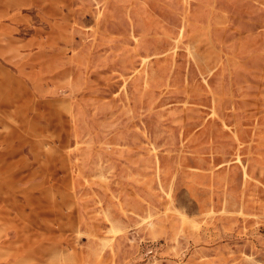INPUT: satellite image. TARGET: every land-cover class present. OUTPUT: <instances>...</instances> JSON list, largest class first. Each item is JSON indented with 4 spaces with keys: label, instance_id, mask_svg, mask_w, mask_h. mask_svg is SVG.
Instances as JSON below:
<instances>
[{
    "label": "rangeland",
    "instance_id": "374dc122",
    "mask_svg": "<svg viewBox=\"0 0 264 264\" xmlns=\"http://www.w3.org/2000/svg\"><path fill=\"white\" fill-rule=\"evenodd\" d=\"M0 90L25 264H264V0H0Z\"/></svg>",
    "mask_w": 264,
    "mask_h": 264
},
{
    "label": "crops",
    "instance_id": "0c3cea01",
    "mask_svg": "<svg viewBox=\"0 0 264 264\" xmlns=\"http://www.w3.org/2000/svg\"><path fill=\"white\" fill-rule=\"evenodd\" d=\"M7 102V98L0 96V114L5 117L4 119L0 117V145L2 146L9 145L8 137L10 135V137L20 138L27 131L25 130V121H13V125H10L6 120ZM0 196V264H25L21 253V244L27 241L25 236L26 224L20 218L21 215L10 210L13 205L8 203L9 197L2 193H0Z\"/></svg>",
    "mask_w": 264,
    "mask_h": 264
},
{
    "label": "bare ground",
    "instance_id": "6f19581e",
    "mask_svg": "<svg viewBox=\"0 0 264 264\" xmlns=\"http://www.w3.org/2000/svg\"><path fill=\"white\" fill-rule=\"evenodd\" d=\"M3 119H4V118H3ZM6 135H7V134H6ZM6 135H5V136H6ZM10 136H11V135H10ZM10 136H9V137L7 136V137L10 139ZM0 137H1V136H0ZM8 138H7V139H8ZM3 140H4V139H3ZM4 141H5V140H4ZM2 143H3V141H2ZM8 143L11 144L12 142H8ZM10 144H9V145H10ZM1 146H2V145H1ZM4 147H6V144H5ZM4 149H5V148H4ZM6 149H7V147H6ZM7 171H8V167H7ZM7 174H9V173H7ZM3 176H4V175H3ZM4 179H5V178H4ZM10 181H11V180H10ZM0 184H1V183H0ZM2 184L7 185V184H5L4 182H2ZM0 188H1V186H0ZM7 188H8V186H7ZM8 189H9V188H8ZM0 193H2V192H0ZM7 193H8V192H7ZM7 193H3V194H6L5 196H7ZM0 197H1V196H0ZM34 197H35V196H34Z\"/></svg>",
    "mask_w": 264,
    "mask_h": 264
}]
</instances>
